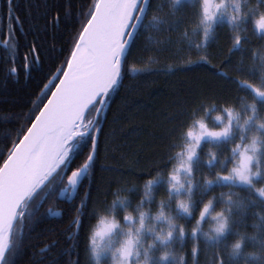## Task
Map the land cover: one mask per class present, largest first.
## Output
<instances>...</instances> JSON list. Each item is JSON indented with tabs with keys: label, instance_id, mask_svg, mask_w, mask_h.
<instances>
[{
	"label": "trees",
	"instance_id": "16d2710c",
	"mask_svg": "<svg viewBox=\"0 0 264 264\" xmlns=\"http://www.w3.org/2000/svg\"><path fill=\"white\" fill-rule=\"evenodd\" d=\"M91 2L13 0V16H18L21 22L15 24L8 18L7 0H0V163L18 142L17 136H22L30 126L31 120L26 121L25 114L31 110L34 119L43 106L38 99L40 89L51 79L64 56L70 55L79 21ZM159 4V0L149 1L148 15L144 19V24L149 27L137 38L125 66L122 84L107 109L97 159L89 169V177L82 180L71 202L58 200L59 190L66 187L67 176L82 164L85 150L66 169L63 177L61 168L35 194L28 205L30 215L26 214L23 224H16L11 238L9 258L14 264H92L88 262L89 229L97 212L108 206L113 192L130 187L128 206L132 207L140 196L139 185L143 180L168 170L169 158L175 151L173 145L191 124L194 114L208 105L215 110L216 105L235 101L237 97L253 96L247 90L237 91L232 81L217 75L221 71L227 76H235L237 66L252 68L254 78L251 82L260 83L259 63L253 51H264V36L255 31L251 17L246 22L247 31L241 32L239 48L233 46V33L225 21L214 24V34L206 47L197 48L194 41L198 38L192 36V29L202 10L201 1L183 0L179 6L173 0L164 1L158 10ZM57 11L59 24L51 22ZM153 17L159 21L156 27L150 26L154 23ZM147 36L152 37L153 44L147 43ZM32 43L39 45L43 52L39 72L24 67V56ZM17 46L19 55L13 63L12 53ZM205 54L206 63H194ZM13 67L17 70L15 74L10 71ZM54 86L53 83L50 87ZM43 99L45 102L47 96ZM257 103L264 109V100L258 99ZM94 116L95 110L89 114V119ZM208 123L215 126L210 115ZM213 148L214 145L208 142L200 146L195 168L198 180L221 171L225 164L228 166L224 157L229 155V145H222L215 151ZM210 151L212 155H219L224 163L213 161L209 164L206 157ZM232 189L244 198L255 196L247 186L238 185ZM224 190H228L227 184L214 183L210 188L213 193ZM154 191L157 196L165 192L163 181ZM205 195L207 192L197 191L195 209L199 208ZM155 206L154 198L151 207ZM252 207L255 205H251L248 213L236 222L237 228L244 227L252 219L255 210ZM48 209L61 210V215L50 217ZM116 214L120 215L119 209ZM77 219L80 223L76 230ZM180 219L190 230L195 210L192 217ZM231 238L230 231L225 239ZM194 242L198 249L195 256L191 251ZM177 246L185 253V264H219V253H223L225 264H233L225 254L223 243L217 246L203 239L194 241L189 233ZM251 246L250 242H245V248ZM158 250H154V255ZM153 264L158 262L154 259Z\"/></svg>",
	"mask_w": 264,
	"mask_h": 264
},
{
	"label": "clouds",
	"instance_id": "9594fccd",
	"mask_svg": "<svg viewBox=\"0 0 264 264\" xmlns=\"http://www.w3.org/2000/svg\"><path fill=\"white\" fill-rule=\"evenodd\" d=\"M176 6L180 3L173 0ZM207 9V12H205ZM220 11L226 17L234 41L241 37L238 21L251 17L253 26L264 25V0H202V10L192 36L194 43L203 45L204 34H214L213 22L208 14ZM253 56L259 63L260 76L264 79V51L254 50ZM264 92V86H259ZM254 96L237 97L235 101L215 106L208 105L194 114L191 124L173 145L175 151L169 158L166 172L146 177L139 185L140 196L132 207L128 206L130 187L117 189L105 209L97 212L88 234V252L92 264H104L102 256L107 254L108 264H185V253L177 245L189 235L194 241L203 239L213 245L223 243L225 254L233 264H264V109ZM211 117L215 126L208 123ZM200 125L218 134V139L205 137L201 140L214 145L213 151L229 145L226 172L237 182L243 181L255 196L244 198L231 186L228 190L211 192L216 173L195 175L200 145L188 135L202 131ZM211 160L212 152L207 154ZM217 162L220 161L217 155ZM163 181L165 192L155 194V187ZM260 181V183H257ZM207 192L195 209L196 193ZM259 197V200L256 199ZM155 198L156 206L151 207ZM255 209L252 219L242 228L236 222ZM117 209L120 210L118 216ZM195 210V220L187 229L180 217L190 218ZM232 232V238L225 237ZM176 238L173 240V238ZM251 247L245 248V242ZM193 248L197 245L194 242ZM159 249L155 252L154 250Z\"/></svg>",
	"mask_w": 264,
	"mask_h": 264
},
{
	"label": "snow or ice",
	"instance_id": "6c2138e0",
	"mask_svg": "<svg viewBox=\"0 0 264 264\" xmlns=\"http://www.w3.org/2000/svg\"><path fill=\"white\" fill-rule=\"evenodd\" d=\"M177 2L180 3V0ZM7 4L8 18L15 24H20L19 17L13 16V0H7ZM148 11L149 0H92L82 14L78 35L73 37L74 43L70 47V55L64 56L55 67L52 79L40 89L38 99L43 107L39 108L34 119L31 118V110L25 114V120H31L30 126H27L22 136H17L18 143L13 144L0 163V264H14L9 258L11 238L16 224H23L26 214L30 215L28 205L35 194L61 168H70L76 157L85 150L82 164L67 176L68 186L75 190L85 177H89V169L97 159L107 109L122 84L125 66L133 53L137 38L141 31L149 27L144 24ZM214 17V13L207 15L210 22L214 21ZM248 18L245 16L238 21L241 32L247 31ZM153 21L150 26L156 27L159 21L156 17H153ZM51 22L59 24L58 11L51 17ZM255 31L264 36V25L258 24ZM204 40L205 43L198 44L197 48L206 47L209 40L207 32ZM241 42L242 38H237L233 46L239 48ZM18 55L17 46L12 53L13 63ZM42 55L40 46L32 43L24 56L25 69L41 71ZM206 62L205 54L194 63ZM10 71L15 74L17 70L13 67ZM234 71L237 73L235 76H227L221 71L217 75L232 81L237 91L247 90L255 98L264 100V92L259 90V86H264L261 76L260 83L256 84L251 82L254 78L252 68L237 66ZM57 80L59 82L55 83ZM53 83L54 89L50 87ZM48 92L51 93L50 96L47 95ZM45 96L47 102H44ZM93 110L96 116L89 119ZM200 128L202 131L195 134L191 130L188 132L198 145L201 146L200 142L205 137L218 139V134L204 125H200ZM217 159L213 154L209 164ZM224 161H227V156ZM226 169L227 164L216 173V184L248 187L245 182H237L233 176L228 175ZM191 251L195 256L198 249L192 247ZM219 257V264H225L223 253H219Z\"/></svg>",
	"mask_w": 264,
	"mask_h": 264
},
{
	"label": "water",
	"instance_id": "95a60500",
	"mask_svg": "<svg viewBox=\"0 0 264 264\" xmlns=\"http://www.w3.org/2000/svg\"><path fill=\"white\" fill-rule=\"evenodd\" d=\"M150 1V0H149ZM51 79H52V77H51ZM50 79V80H51ZM59 81H57L56 83H58ZM52 85V84H51ZM50 85V86H51ZM54 89V88H53ZM50 95H51V93H50ZM49 95V96H50ZM45 102H47V100L45 101ZM43 107V106H42ZM95 116H96V113H95ZM95 116H94V118H95ZM18 143V142H17ZM82 182V181H81ZM81 182L77 185V187H76V189L75 190H73L72 188H71V186H68V182H67V180H66V187H64V188H62V189H60L59 190V193H58V199L60 200V201H63V200H65L67 203H69V202H71L73 199H74V197H75V195H76V192H77V189H78V187H79V185L81 184ZM79 209H81V205L79 206ZM47 213L49 214V216L50 217H57V216H60V214H61V210H51V209H48L47 210ZM79 223H80V219H77V225H76V230H77V228H78V226H79Z\"/></svg>",
	"mask_w": 264,
	"mask_h": 264
},
{
	"label": "rangeland",
	"instance_id": "374dc122",
	"mask_svg": "<svg viewBox=\"0 0 264 264\" xmlns=\"http://www.w3.org/2000/svg\"><path fill=\"white\" fill-rule=\"evenodd\" d=\"M164 1H166V2H168V1H170V0H159V5H158V7H157V9L159 10L160 9V6H161V4H163L164 3ZM186 1H189V0H186ZM190 1H193V0H190ZM199 1H201V9H202V0H199ZM215 2V0H210V3H214ZM156 8V7H155ZM152 20H153V18H152ZM227 22V20H226V17L223 15V13L222 12H220V11H218L217 12V14H216V16L214 17V21H213V26H214V24L217 22V23H220V22ZM151 22V21H150ZM152 37L151 36H147V43H149V44H153L154 42H152ZM243 186V185H242ZM102 260H103V262H104V264H108V256H107V254H104L103 256H102ZM88 262H91L92 263V261H91V258H90V256H89V252H88Z\"/></svg>",
	"mask_w": 264,
	"mask_h": 264
},
{
	"label": "flooded vegetation",
	"instance_id": "af4514ba",
	"mask_svg": "<svg viewBox=\"0 0 264 264\" xmlns=\"http://www.w3.org/2000/svg\"><path fill=\"white\" fill-rule=\"evenodd\" d=\"M65 171H66V170L63 169V171H62V177L64 176ZM62 177H61V178H62ZM58 200H59V199H58ZM63 201H65V200H63ZM65 202H66V201H65ZM60 215H61V214H60Z\"/></svg>",
	"mask_w": 264,
	"mask_h": 264
}]
</instances>
